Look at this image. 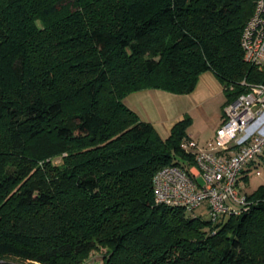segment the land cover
I'll return each instance as SVG.
<instances>
[{
  "label": "trees",
  "instance_id": "obj_1",
  "mask_svg": "<svg viewBox=\"0 0 264 264\" xmlns=\"http://www.w3.org/2000/svg\"><path fill=\"white\" fill-rule=\"evenodd\" d=\"M252 0H0V258L37 264H264V184L211 221L154 202L185 171L191 117L161 138L125 103L189 93L212 71L226 102L264 83L244 60ZM244 81V83H242ZM61 156V163L52 159Z\"/></svg>",
  "mask_w": 264,
  "mask_h": 264
},
{
  "label": "built area",
  "instance_id": "obj_2",
  "mask_svg": "<svg viewBox=\"0 0 264 264\" xmlns=\"http://www.w3.org/2000/svg\"><path fill=\"white\" fill-rule=\"evenodd\" d=\"M254 10L241 35L246 62L264 67V0H252ZM244 83V81L242 82ZM258 124L255 131H248ZM181 147L194 154L196 172L178 165L160 167L152 177L154 202L182 207L188 215L205 212L214 222L249 210L250 200L238 180L243 170L264 154V83L226 102L213 136L200 144L186 136ZM253 173L261 170L254 165Z\"/></svg>",
  "mask_w": 264,
  "mask_h": 264
},
{
  "label": "crops",
  "instance_id": "obj_3",
  "mask_svg": "<svg viewBox=\"0 0 264 264\" xmlns=\"http://www.w3.org/2000/svg\"><path fill=\"white\" fill-rule=\"evenodd\" d=\"M226 96L222 83L212 71L203 72L189 93H173L158 88H145L126 95L124 103L140 119L151 122L161 138H166L172 125L184 115L191 117L187 136L202 144L213 136L220 124ZM258 124L250 126L248 131H255ZM264 163V154L249 164L241 173L238 185L242 192L249 194L262 182H256L254 165ZM196 172L194 164L188 171ZM251 174H253L251 176ZM261 175V172L260 174Z\"/></svg>",
  "mask_w": 264,
  "mask_h": 264
},
{
  "label": "rangeland",
  "instance_id": "obj_4",
  "mask_svg": "<svg viewBox=\"0 0 264 264\" xmlns=\"http://www.w3.org/2000/svg\"><path fill=\"white\" fill-rule=\"evenodd\" d=\"M52 161L55 164H60L61 163V156H56L52 159ZM259 168L261 170V175H258L255 177L254 180H256V182H262L264 181V163H261V165H259ZM253 174H251L252 176ZM105 249L104 248H99L97 250H93L91 251V253L89 254L88 258L86 259V263L87 264H103V257L105 255ZM37 264V263H31L29 261H19L18 259L15 258H0V264Z\"/></svg>",
  "mask_w": 264,
  "mask_h": 264
},
{
  "label": "water",
  "instance_id": "obj_5",
  "mask_svg": "<svg viewBox=\"0 0 264 264\" xmlns=\"http://www.w3.org/2000/svg\"><path fill=\"white\" fill-rule=\"evenodd\" d=\"M1 264H3V263H1Z\"/></svg>",
  "mask_w": 264,
  "mask_h": 264
}]
</instances>
